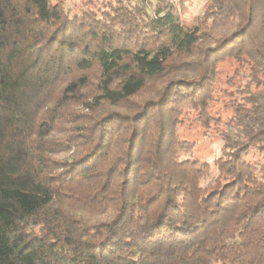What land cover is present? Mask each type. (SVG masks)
Masks as SVG:
<instances>
[{
    "label": "trees",
    "instance_id": "1",
    "mask_svg": "<svg viewBox=\"0 0 264 264\" xmlns=\"http://www.w3.org/2000/svg\"><path fill=\"white\" fill-rule=\"evenodd\" d=\"M184 2L0 0V264H264V0Z\"/></svg>",
    "mask_w": 264,
    "mask_h": 264
},
{
    "label": "rangeland",
    "instance_id": "2",
    "mask_svg": "<svg viewBox=\"0 0 264 264\" xmlns=\"http://www.w3.org/2000/svg\"><path fill=\"white\" fill-rule=\"evenodd\" d=\"M55 1V0H54ZM82 0H67V5L72 7L74 10H77L81 5ZM154 0H149L150 4ZM208 0H185L183 5L180 7V15L183 20L187 23H190L193 18L196 16H201L205 10ZM228 73H231V69H227ZM187 125V124H186ZM180 133L187 139L196 142V147L194 150L195 156H198L207 161H211L218 154L220 147V141L212 135L207 137L203 130L197 124H191L190 126H184ZM212 179V175L208 176L202 181V184L206 185Z\"/></svg>",
    "mask_w": 264,
    "mask_h": 264
}]
</instances>
